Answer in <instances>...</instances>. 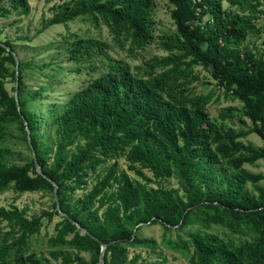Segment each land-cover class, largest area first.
Wrapping results in <instances>:
<instances>
[{"label":"trees","instance_id":"16d2710c","mask_svg":"<svg viewBox=\"0 0 264 264\" xmlns=\"http://www.w3.org/2000/svg\"><path fill=\"white\" fill-rule=\"evenodd\" d=\"M167 1L176 26L160 42L168 54L146 61L141 75L113 59L106 42L69 33V59L85 62L100 56L109 61L110 70L74 92L59 112L50 111L51 146L40 147V117L28 108L31 97L23 94V69L34 63L19 59L18 110L16 85L14 94L6 86L9 79L16 81L14 45L0 40L4 44H0V139L8 123H20L32 151L29 129L46 175L37 172L33 154L28 163H11L10 148L0 145V191L10 185L17 193H53L49 177L58 184L62 210L80 226L59 214L55 200L51 210L31 216L25 208L0 206V224L6 226H0V264H85L79 255L62 249L52 250L50 257L28 250L43 219L52 220L54 215L60 220L49 238L53 245L96 250L99 257L101 246L92 234L107 243L105 264L125 263V243L152 240L138 237L142 224H160L166 230L197 224L188 241L180 237L176 244L191 248L198 264H264V173L244 167L264 159V146L241 140L255 133L264 142V50L254 51L245 44L250 33L261 35L253 15L263 12L258 10L260 2ZM224 1L238 6L239 12L224 8ZM53 9L43 29L87 17L96 26L106 25L113 40L121 47L128 45L130 53L153 39V0H59ZM30 12L29 0H0V16ZM196 65L210 72L226 96L242 103L241 115L229 105L220 110L219 119L239 116L244 128H225L210 118L207 106L213 95L197 93L192 85L199 79ZM118 157H124L128 169L141 179L118 171L113 162L72 201L68 191L84 188L89 171ZM220 163L229 173L219 175ZM170 177L177 179V187L162 185ZM211 224L247 238L236 244L223 241L207 231Z\"/></svg>","mask_w":264,"mask_h":264},{"label":"rangeland","instance_id":"374dc122","mask_svg":"<svg viewBox=\"0 0 264 264\" xmlns=\"http://www.w3.org/2000/svg\"><path fill=\"white\" fill-rule=\"evenodd\" d=\"M57 2L59 0H29L31 6L30 14L0 16V40L11 41L14 45V51L21 61L34 63V66L23 69L22 81L24 97H31L28 108L40 117L38 122L39 129L37 130L40 137V147L54 145L50 111L56 109L59 112L74 92L85 87L89 80L110 70L109 61L100 56L85 62H74L69 59L67 50L69 33H76L83 38L106 42L109 46V54L113 59L126 63L134 73L141 75L146 61L154 56L168 54L161 47L160 42L172 35L176 29L170 15L172 5L167 0H153V39L143 48L130 53L128 45L121 47L113 40L106 25L100 24L96 26L87 17H78L68 22L67 26L55 24L43 29L44 20L52 17L53 8ZM259 2L258 10L263 12H254L253 15L257 26L261 29V35L250 33L245 43L254 51L264 50V0H259ZM223 6L226 9L233 8L237 12L240 10L238 6H231L226 1L223 2ZM246 13L251 12L247 11ZM194 70L199 73V79L192 84L195 91L213 95L211 102L207 106L210 118L217 125L225 128L235 130L244 128L245 126L239 116L226 120L219 119L220 110L229 105L235 106L238 115H241L242 103L237 99L226 96L216 80L212 78L210 72L205 68L196 65ZM14 85L15 82L12 79L6 82L11 94H14L12 88ZM32 94H36V96L32 97ZM245 120L247 125L251 124L249 119L245 118ZM241 140L256 147L264 146L263 140L255 133ZM0 145L10 148L11 163L22 165L32 159V151L29 150L27 142L24 140V133L20 123L7 124L5 135L0 139ZM50 162L51 154H48L46 164L49 165ZM113 162L116 163L118 171L124 170L132 177L141 179L133 170L128 169V163L124 157L110 159L106 163L100 164L95 171H89L86 176L87 184L84 188H78L73 192L68 191L72 201L81 197L86 190L90 189L97 178L103 175ZM218 166L220 167L219 175L229 173L230 170L226 164L220 163ZM244 167L253 172L264 173V159L258 160L254 165L246 163ZM144 172L148 176L151 175L147 170H144ZM261 183H264V181ZM162 185L165 187H177L178 182L176 178L170 177L163 180ZM249 189H251L250 184ZM53 202V193L47 190L17 193L10 185H5L4 189L0 191V206L25 208L28 216L40 214L44 210H51ZM59 220V215H54L52 220H48L45 217L40 233L30 238L28 250L38 255L50 257L52 250L62 249L72 255H79L83 258L85 264H97L98 254L96 250H78L68 244L53 245L49 241V238L55 234V224ZM0 226L6 229L5 223L0 224ZM197 226L196 224L181 230H166L160 224H142L137 231L138 237L152 240L125 243L123 251L127 258L124 264H198L192 256L191 248L186 249L176 244L180 237L188 241L190 239L188 233ZM207 231L218 235L223 241H233L235 244L247 238L246 235L232 233L226 227L217 224H211ZM57 262L53 261V263Z\"/></svg>","mask_w":264,"mask_h":264},{"label":"water","instance_id":"95a60500","mask_svg":"<svg viewBox=\"0 0 264 264\" xmlns=\"http://www.w3.org/2000/svg\"><path fill=\"white\" fill-rule=\"evenodd\" d=\"M1 45H4L2 42H0ZM7 49H9V47L7 46ZM14 57H15V61H16V81H15V85H16V90H15V98H16V103H17V107L18 110H20V105H19V99H18V86H19V80H18V75H19V57L16 55L15 51H13ZM27 138H28V142L30 144V147L32 149V154H33V158H34V163H35V167L36 170L39 174L46 176L45 173L43 172V169L37 159L36 156V151L32 145V141H31V136H30V130L28 129L27 131ZM48 180L53 184L54 188H53V196H54V200L56 202V208L59 212L60 215L68 217L70 221H72L73 223H75L76 225L77 222L73 220V218L69 217L68 214L66 212H64L61 208V204H60V200L58 197V184L51 178L47 177ZM78 227H80L78 225ZM83 231L87 232V230L85 228H83ZM136 231V230H135ZM89 233V232H87ZM90 234V233H89ZM91 237H93L94 239H96L97 241H99L101 249H100V253H99V257H98V264H105L104 262V258H105V251L107 248V243H104L102 241H100L99 238L93 236L92 234H90Z\"/></svg>","mask_w":264,"mask_h":264}]
</instances>
